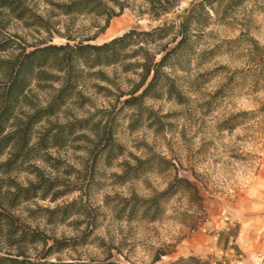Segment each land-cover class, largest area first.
Segmentation results:
<instances>
[{
    "label": "rangeland",
    "instance_id": "rangeland-1",
    "mask_svg": "<svg viewBox=\"0 0 264 264\" xmlns=\"http://www.w3.org/2000/svg\"><path fill=\"white\" fill-rule=\"evenodd\" d=\"M22 1L31 11L23 21L0 9V42L34 47L94 39L92 44H103L132 29L149 31L177 22L200 0H182L174 12L158 21L148 14L149 0H98L105 6V16L96 12L66 16L57 8L78 0ZM246 5L248 9L225 24L212 21L205 30L199 50L217 48L208 64L194 62L188 73L178 72L183 104L163 95L143 101L152 120L147 112L140 119L136 110L118 113L126 99L119 101L120 95L140 83L141 73L120 66L95 70L91 73L101 76L83 78L75 97L50 120L51 125H67L89 117H95L94 123L115 117V139L123 149L110 166L100 163L94 175H85L96 149L78 138L83 135L79 133L64 148L50 152L49 164L37 162L46 179L59 188L46 201L30 206L31 215L25 210L18 214L50 241L76 240L93 231L87 246L54 256L50 262H102L110 252L119 264H171L189 257L209 264H264L253 256L244 259L237 243L244 223L252 228L260 226V218L264 220V0H247ZM121 19L127 24L111 38L113 23ZM60 87L34 84V103L48 104ZM103 111L115 114L108 117ZM89 149H94L92 154ZM147 160L153 164L141 167L140 171L146 170L143 175L123 178ZM177 177L189 180L196 189L182 190L147 219L127 216L122 220L117 208L122 200L152 198ZM19 182L27 185L36 179L22 174ZM56 193L65 196L53 202ZM80 197L88 206L89 218L75 215L64 220L56 212Z\"/></svg>",
    "mask_w": 264,
    "mask_h": 264
},
{
    "label": "trees",
    "instance_id": "trees-1",
    "mask_svg": "<svg viewBox=\"0 0 264 264\" xmlns=\"http://www.w3.org/2000/svg\"><path fill=\"white\" fill-rule=\"evenodd\" d=\"M181 2L149 0L148 14L158 21L174 12ZM246 4L247 0L194 1L177 22L163 23L149 31L132 29L103 44H92L94 39L78 41L73 45V40L68 39L65 45L42 43L34 47H22L11 40L0 42V264H119L113 261L110 252L102 262L79 260L52 263L49 260L54 256L87 246L93 231L76 240L50 241L44 232L18 214L20 210H25L31 215L34 211L30 206L46 201L49 194L59 188L54 180L46 179L47 174L37 166V162L49 164L53 160L50 152L67 146L77 134H83L78 138L94 144L96 149L92 163L88 162L85 167V175H94L98 164L110 166L122 156V146L115 139V117L107 122H104V117L97 123H94L95 117H89L67 125H51L50 120L56 118L68 101L75 97L80 82L85 80L83 78L101 76L100 72L91 73L95 70L120 66L127 71L141 73L140 83L120 95L119 101L126 99L118 113L124 109L136 110L140 119L147 112L146 116L152 120V113L143 108V101L157 100L163 95L183 104L185 97L178 86V72L188 73L194 62L198 66L208 64L217 48L200 51L198 41L204 37L212 21L225 24L239 11L248 9ZM104 7L98 0L71 1L57 6L66 16L95 12L98 16H105ZM0 9L20 21L31 16V11L22 0H0ZM114 17L117 16L107 19L106 27ZM11 51L9 57H4ZM137 60L142 62L126 65ZM47 83L61 84V87L48 104L34 103L31 88L34 84ZM112 114L115 113L103 111V115L108 117ZM90 150L89 154H92ZM149 164H153V160L139 163L136 168L124 173L123 178L143 175L146 170L140 171L141 167ZM172 167L175 168L174 165ZM129 168L127 165L125 169ZM22 174L34 176L36 182L21 184L19 176ZM195 189L189 180L177 177L164 192L149 199L133 197L122 200L117 208L122 220L127 216L147 219L152 216L153 210L160 212L162 203L182 190ZM63 196L56 193L52 200L56 202ZM74 210L77 212L74 213ZM56 212L61 213L64 220L75 215L91 216L83 197ZM171 264L209 263L189 257Z\"/></svg>",
    "mask_w": 264,
    "mask_h": 264
},
{
    "label": "crops",
    "instance_id": "crops-1",
    "mask_svg": "<svg viewBox=\"0 0 264 264\" xmlns=\"http://www.w3.org/2000/svg\"><path fill=\"white\" fill-rule=\"evenodd\" d=\"M260 218V226L248 227L243 224L238 230L237 243L238 248L243 252L244 259H249L251 256L260 261L264 260V223Z\"/></svg>",
    "mask_w": 264,
    "mask_h": 264
},
{
    "label": "bare ground",
    "instance_id": "bare-ground-1",
    "mask_svg": "<svg viewBox=\"0 0 264 264\" xmlns=\"http://www.w3.org/2000/svg\"><path fill=\"white\" fill-rule=\"evenodd\" d=\"M127 24V22L124 20V19H121V20H117L116 22L113 23L112 25V28H111V38L114 37V35L116 33H118L122 28L123 26H125Z\"/></svg>",
    "mask_w": 264,
    "mask_h": 264
}]
</instances>
